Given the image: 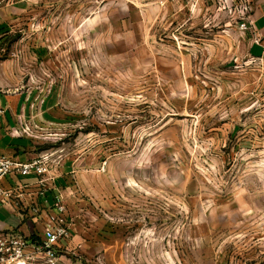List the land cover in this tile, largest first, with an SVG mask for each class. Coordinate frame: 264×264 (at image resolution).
<instances>
[{
	"label": "rangeland",
	"instance_id": "1",
	"mask_svg": "<svg viewBox=\"0 0 264 264\" xmlns=\"http://www.w3.org/2000/svg\"><path fill=\"white\" fill-rule=\"evenodd\" d=\"M25 1L0 89L64 177L54 264H264V48L211 1Z\"/></svg>",
	"mask_w": 264,
	"mask_h": 264
},
{
	"label": "built area",
	"instance_id": "2",
	"mask_svg": "<svg viewBox=\"0 0 264 264\" xmlns=\"http://www.w3.org/2000/svg\"><path fill=\"white\" fill-rule=\"evenodd\" d=\"M159 3H172L175 5L201 3L211 1L217 10L224 11L228 16V27L233 26L238 33L247 36L253 43H260L261 36L254 27L252 14V0H155ZM5 108L0 103V118L4 115ZM1 120V119H0ZM19 130V129H18ZM21 135V131H19ZM34 173L37 176L35 186L42 192V187L48 180L53 179L49 174L46 159L36 155L26 160H21L16 155L0 152V207L11 205L20 210L25 207L23 195L26 184L16 182L9 184L7 177H18ZM59 199L54 201L58 211L56 220L47 222L42 236H29L21 234L17 229L0 230V264H33L35 259L44 258L46 264L55 263V246L60 239L67 238L68 233L64 228L62 216L63 205Z\"/></svg>",
	"mask_w": 264,
	"mask_h": 264
},
{
	"label": "crops",
	"instance_id": "3",
	"mask_svg": "<svg viewBox=\"0 0 264 264\" xmlns=\"http://www.w3.org/2000/svg\"><path fill=\"white\" fill-rule=\"evenodd\" d=\"M3 1L0 2V37L10 31L20 16L24 15L28 9V3L25 0ZM252 7L254 27L260 34L261 41L258 44L251 41L249 43H253L251 44V51L255 55H260L264 48V0H252ZM7 93L9 90L0 89V103L5 108L4 115L0 118V152L13 154L21 160H26L34 157L31 155L33 148L28 143L29 141L17 131L15 100L13 96L7 95ZM23 105L21 106L19 103L18 109L21 106L19 111L24 114L25 106ZM52 107L51 98L47 95L41 108L49 112ZM19 176L7 177V181L9 184L19 182L28 185L23 195L25 207L17 210L11 205L1 206L0 230L15 228L23 235L41 237L47 222L52 221V217L58 215L53 203L55 196L61 192L59 185L64 183V177L55 174L52 180H48L43 185L40 193L39 188L35 186L36 174L22 175L25 178L21 180Z\"/></svg>",
	"mask_w": 264,
	"mask_h": 264
}]
</instances>
